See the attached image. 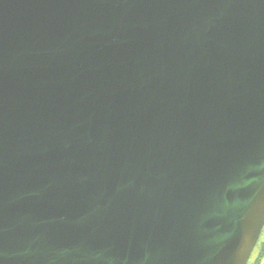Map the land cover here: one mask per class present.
Here are the masks:
<instances>
[{
    "label": "water",
    "instance_id": "obj_1",
    "mask_svg": "<svg viewBox=\"0 0 264 264\" xmlns=\"http://www.w3.org/2000/svg\"><path fill=\"white\" fill-rule=\"evenodd\" d=\"M264 228V0H0V264H247Z\"/></svg>",
    "mask_w": 264,
    "mask_h": 264
},
{
    "label": "rangeland",
    "instance_id": "obj_2",
    "mask_svg": "<svg viewBox=\"0 0 264 264\" xmlns=\"http://www.w3.org/2000/svg\"><path fill=\"white\" fill-rule=\"evenodd\" d=\"M263 246H264V230H263V232H262V234H261V236H260V238L258 240V243L256 245V248H255L251 258L247 262V264H254L255 263V261H256L258 255H259L260 251L262 250ZM258 264H264V255H263V258L259 261Z\"/></svg>",
    "mask_w": 264,
    "mask_h": 264
},
{
    "label": "trees",
    "instance_id": "obj_3",
    "mask_svg": "<svg viewBox=\"0 0 264 264\" xmlns=\"http://www.w3.org/2000/svg\"><path fill=\"white\" fill-rule=\"evenodd\" d=\"M263 255H264V246H263L262 250L260 251V253H259V255H258V257H257V259H256L254 264H258L259 261L263 258Z\"/></svg>",
    "mask_w": 264,
    "mask_h": 264
},
{
    "label": "flooded vegetation",
    "instance_id": "obj_4",
    "mask_svg": "<svg viewBox=\"0 0 264 264\" xmlns=\"http://www.w3.org/2000/svg\"><path fill=\"white\" fill-rule=\"evenodd\" d=\"M263 230H264V228H263ZM263 230H262V232H263ZM262 232H261V234H262ZM261 234H260V236H261ZM260 238V237H259ZM259 240V239H258ZM258 243V242H257ZM257 245V244H256ZM255 248H256V246H255ZM255 248H254V250H255ZM254 252V251H253ZM253 252H252V254H253ZM252 254H251V256H252ZM251 258V257H250Z\"/></svg>",
    "mask_w": 264,
    "mask_h": 264
}]
</instances>
